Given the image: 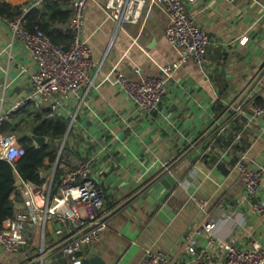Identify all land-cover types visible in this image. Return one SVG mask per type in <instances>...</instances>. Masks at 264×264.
I'll return each mask as SVG.
<instances>
[{"label": "crops", "instance_id": "0c3cea01", "mask_svg": "<svg viewBox=\"0 0 264 264\" xmlns=\"http://www.w3.org/2000/svg\"><path fill=\"white\" fill-rule=\"evenodd\" d=\"M4 1L29 3L30 9L39 6L40 0ZM108 2L89 0L83 38L95 63L92 83L84 87L80 99H66L67 112L61 116L69 119L60 144L69 165L88 160L101 147L109 146L110 153L98 163L107 171L101 184L108 193L106 209L120 207L103 236L85 250L84 259H98L94 264H141L151 250L186 263L184 241L195 234L210 211L223 241L264 247V213H254L243 203L244 182L237 168L244 156L254 166L264 163V115L251 123L250 107L235 119L226 112L227 105L236 101L261 70V83L250 92L264 107V0L185 2L188 13L209 35L208 62L199 65L188 59L174 70L168 94L152 115L138 110L114 82L115 75L121 72L136 80L164 75V69L181 57L182 49L167 40L170 19L155 0H147L138 23L122 25L106 8ZM244 37L248 41L241 44ZM36 70L32 56L0 16V116L29 95V75ZM217 120L229 126L214 143L193 147L166 170L172 158L187 151L203 133L214 130ZM240 133L243 137L238 139ZM53 164L49 158L45 160L46 174L52 172ZM166 176L178 182L173 205L177 213L173 217L165 213L164 218L159 204L162 192L153 194L151 189ZM168 187L169 191L175 189L171 183ZM194 196L208 202L206 209ZM260 199L264 200V180ZM7 225L6 220L3 227ZM196 237L200 246L207 244L204 233ZM0 261L25 262L21 255L1 247ZM217 261L224 264L222 252Z\"/></svg>", "mask_w": 264, "mask_h": 264}, {"label": "built area", "instance_id": "2783aa9c", "mask_svg": "<svg viewBox=\"0 0 264 264\" xmlns=\"http://www.w3.org/2000/svg\"><path fill=\"white\" fill-rule=\"evenodd\" d=\"M44 1L40 0L37 5ZM70 1L74 7V15L69 24L73 40L68 49L55 44L38 27L35 30L29 29L24 17L5 19L14 38L32 56L37 70L29 75V95L16 103L9 113L0 116V159L15 163L25 154L15 134L1 131L2 125L10 120L13 113L34 103L38 108L46 110L47 119L61 117L67 112L66 99H80L84 87L92 83L91 73L95 63L92 50L83 38L89 0ZM186 1L194 0H155L164 7L170 19L166 30L167 40L182 49L178 61L166 67L165 74L161 76H146L136 80L121 72L115 75L114 82L131 98L138 110L147 115L160 109L168 94L174 70L188 59L199 65L208 62L209 35L188 13ZM146 2L147 0H109L106 8L111 11L118 25L138 23ZM247 41L248 37L240 39L241 44H246ZM23 71L27 72V69L23 67ZM262 72L263 70L255 76L236 101L227 105L226 112L231 114L232 119L246 114L248 107L253 109L248 118L251 123L264 115V107L257 105L255 96L250 92L253 86L261 83ZM216 123L218 124L214 125V130L213 127L210 132L203 133L187 151L172 158L167 163L166 170L193 147L214 143L229 126V123L223 125L218 120ZM242 137L240 133L238 139ZM35 146L39 147L37 144ZM63 153L64 146L59 149L51 173L40 171L45 177L42 184L23 180L21 185L16 184L12 195L14 214L7 219L8 225L0 230V247L10 254L21 255L25 260L23 264H52L63 260L66 264H81L85 250L103 236L113 217L120 211V207L106 209L108 193L101 184L107 171L98 163L110 153L109 146L101 147L90 159L73 165H69ZM114 165L118 164L115 162ZM237 168L244 182L243 203L254 213H264V200L260 199L264 163L254 166L244 156ZM58 170L63 172L60 179L57 178ZM193 199L202 209H206L207 201L198 196ZM222 202V199L218 201L219 204ZM224 216L232 218L229 214ZM200 233L207 237V244L204 246L198 244L196 235ZM183 252L189 257L186 263H181L163 252L149 250L141 264H218V252L224 255V264H264V247L261 244L238 246L219 237L212 211L206 214L195 234L190 233L186 237ZM0 264L5 263L0 261Z\"/></svg>", "mask_w": 264, "mask_h": 264}, {"label": "trees", "instance_id": "16d2710c", "mask_svg": "<svg viewBox=\"0 0 264 264\" xmlns=\"http://www.w3.org/2000/svg\"><path fill=\"white\" fill-rule=\"evenodd\" d=\"M29 7V3L11 5L0 0V16L8 20L24 17L29 29L35 30L38 27L55 44L68 49L73 40V32L69 29L74 15L71 1L45 0L39 6L30 9ZM45 115L46 110H39L31 103L21 111L13 113L10 121L1 127L2 132L17 136L25 154L15 163L0 159V230L3 229L4 222L14 214L12 195L16 190L17 177L42 184L45 177L40 171L44 170L45 173L48 171L45 160L49 158L51 165L58 157L61 141L68 131L69 119L66 117L47 119ZM30 133L46 137L47 144L36 147ZM61 176L62 173L58 170L57 178L60 179ZM56 264L66 262L63 260Z\"/></svg>", "mask_w": 264, "mask_h": 264}, {"label": "water", "instance_id": "95a60500", "mask_svg": "<svg viewBox=\"0 0 264 264\" xmlns=\"http://www.w3.org/2000/svg\"><path fill=\"white\" fill-rule=\"evenodd\" d=\"M33 139L35 141V143L39 146V147H43L47 144V138L46 137H40V136H33ZM23 182V179L18 176L17 177V186L21 185ZM169 183H171L172 187L175 188L172 191H169ZM177 187H178V182L172 178L171 176H166L162 179H160L158 181L157 184L154 185V187H152V193L155 194L157 192V190H160V192H162V196H160L159 198V204L162 206L161 209V216L166 218L164 215L165 213L169 214V216L173 217L175 215V213H177L176 209L173 208L174 205V201H175V196H176V192H177ZM167 188V189H164ZM165 190V191H164ZM167 190V191H166ZM172 211V212H171ZM98 259H94V260H89V259H84L82 261L81 264H94V263H98Z\"/></svg>", "mask_w": 264, "mask_h": 264}]
</instances>
